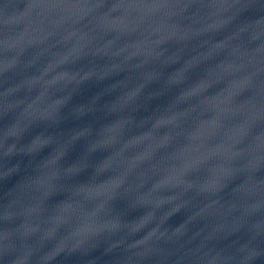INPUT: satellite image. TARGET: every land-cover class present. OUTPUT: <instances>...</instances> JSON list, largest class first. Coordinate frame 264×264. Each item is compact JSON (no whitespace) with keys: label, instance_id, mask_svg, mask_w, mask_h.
<instances>
[{"label":"water","instance_id":"water-1","mask_svg":"<svg viewBox=\"0 0 264 264\" xmlns=\"http://www.w3.org/2000/svg\"><path fill=\"white\" fill-rule=\"evenodd\" d=\"M0 264H264V0H0Z\"/></svg>","mask_w":264,"mask_h":264}]
</instances>
